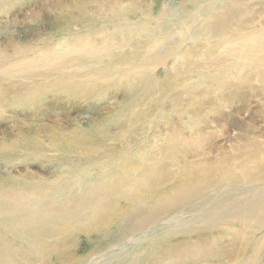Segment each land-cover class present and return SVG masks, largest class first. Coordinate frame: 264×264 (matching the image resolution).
Instances as JSON below:
<instances>
[{
    "label": "rangeland",
    "instance_id": "1",
    "mask_svg": "<svg viewBox=\"0 0 264 264\" xmlns=\"http://www.w3.org/2000/svg\"><path fill=\"white\" fill-rule=\"evenodd\" d=\"M263 222L264 0H0V264H264Z\"/></svg>",
    "mask_w": 264,
    "mask_h": 264
},
{
    "label": "bare ground",
    "instance_id": "2",
    "mask_svg": "<svg viewBox=\"0 0 264 264\" xmlns=\"http://www.w3.org/2000/svg\"><path fill=\"white\" fill-rule=\"evenodd\" d=\"M155 40V39H154ZM220 208V207H219ZM255 223V222H254ZM264 223V222H263ZM261 224V223H260Z\"/></svg>",
    "mask_w": 264,
    "mask_h": 264
}]
</instances>
